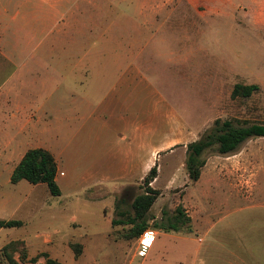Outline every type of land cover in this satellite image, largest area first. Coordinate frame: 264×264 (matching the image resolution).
Here are the masks:
<instances>
[{"label": "rangeland", "instance_id": "374dc122", "mask_svg": "<svg viewBox=\"0 0 264 264\" xmlns=\"http://www.w3.org/2000/svg\"><path fill=\"white\" fill-rule=\"evenodd\" d=\"M6 5L0 199L24 192L10 174L31 147L54 153L61 193L41 184L5 215L22 225L0 229V258L18 261L25 251L36 261L19 264H201L193 258L199 239L231 232L217 224L244 238L260 233L264 137L232 154L208 150L197 180L185 159L186 145L215 118L264 121V0H70L56 17L39 0ZM235 83L260 90L232 99ZM126 143L144 148V166L120 165ZM153 165L159 195L146 230L159 231L141 253L140 235L125 239L129 226L111 219L126 189L143 191ZM177 206L190 217L181 230L154 225Z\"/></svg>", "mask_w": 264, "mask_h": 264}, {"label": "trees", "instance_id": "16d2710c", "mask_svg": "<svg viewBox=\"0 0 264 264\" xmlns=\"http://www.w3.org/2000/svg\"><path fill=\"white\" fill-rule=\"evenodd\" d=\"M258 84L235 83L232 87L230 97L248 98L258 92ZM255 137H264V121L251 122L246 119L229 117L215 118L212 124L205 129L202 134L194 141L186 145L185 167L191 180H197L200 176L201 168L205 163V153L214 149L217 154L235 153L240 146L248 139ZM57 164L53 154L43 147L28 148L19 161L14 166L10 174V182L17 183L20 180H26L31 184H45L49 193L53 196H59L61 191L56 182ZM156 165H153L148 173L143 177L141 193L134 194L132 188L126 189L122 195L115 201V215L111 219V224L128 225L129 228L123 232L125 239L138 237L148 227L150 219L149 210L159 195V191L151 187L150 183L156 177ZM160 224L154 223L161 229H174L178 231L188 224V217L181 206H177L172 212H163ZM22 225L20 219L0 218V228H11ZM15 241L9 242L2 247V253L5 254L7 248H12ZM35 258L28 257L24 252L19 254L18 261L11 255L0 258V263L19 264V262H35ZM45 264H62L55 259L46 257Z\"/></svg>", "mask_w": 264, "mask_h": 264}, {"label": "crops", "instance_id": "0c3cea01", "mask_svg": "<svg viewBox=\"0 0 264 264\" xmlns=\"http://www.w3.org/2000/svg\"><path fill=\"white\" fill-rule=\"evenodd\" d=\"M39 1L48 4L49 8L53 11V14H55L56 17L59 14L57 6L62 2H68L70 0H39ZM6 6H7L6 0H0V35H2L3 32L6 31L8 28L6 27L7 22L5 21V19L9 16ZM65 15L64 16L60 15V17H65ZM3 49L4 48H2V46L0 45V53L2 55L5 52ZM140 131L141 129L138 128L137 126L131 128V132L133 133L138 134ZM126 132L128 133V131H123L122 132L123 136L121 137V139L125 142L126 140H128V137L125 136ZM46 149L49 150V148ZM49 151L54 155V153L51 150ZM117 156L119 158L120 163H122L120 164L118 162V164L120 165L128 166V165L142 164V166H144L145 164L144 148L138 147V145H136V147H133L131 145L129 146L128 143H126L125 145H123L121 150L118 151ZM54 158L57 164L56 182L59 185L58 172L60 171V168L58 166L57 158L55 156ZM108 180H109L108 178H105L101 181L106 182ZM14 185L23 188L24 192L20 194L18 197H16L15 195L12 196L9 195L8 198L0 199V206L1 209H3L0 210V218L8 219L7 217H5L7 213L11 214L13 212H16L18 206L22 202H24L26 197L34 193V191L39 186H43L41 184H31L29 182L24 183V180H20ZM8 210L12 212H8ZM217 228L218 230H223V231L226 230V232L228 231L231 232L225 234L218 233L217 237L203 238L204 240L199 239V243L197 242V245L194 246L193 258L195 257V259H198L201 264H264V228L258 229L260 231V233L258 234L259 236L258 235L255 236L254 239L242 237V234H240L239 229L236 227L234 228L232 224L222 225V226H219V224H217ZM146 231L152 232L153 238L151 242H153L155 234L159 230L156 229V230H146ZM1 246L2 243H0V248Z\"/></svg>", "mask_w": 264, "mask_h": 264}, {"label": "built area", "instance_id": "2783aa9c", "mask_svg": "<svg viewBox=\"0 0 264 264\" xmlns=\"http://www.w3.org/2000/svg\"><path fill=\"white\" fill-rule=\"evenodd\" d=\"M152 236H153L152 232L146 230L142 232V234H140V236L138 237L139 238L138 244L141 246L140 249L141 252H144L145 249L148 248L153 238Z\"/></svg>", "mask_w": 264, "mask_h": 264}]
</instances>
